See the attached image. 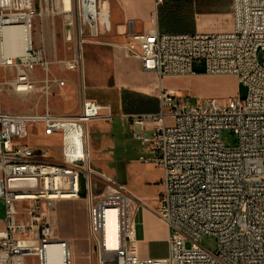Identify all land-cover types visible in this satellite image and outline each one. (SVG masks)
Instances as JSON below:
<instances>
[{"label":"built area","instance_id":"1","mask_svg":"<svg viewBox=\"0 0 264 264\" xmlns=\"http://www.w3.org/2000/svg\"><path fill=\"white\" fill-rule=\"evenodd\" d=\"M69 4L62 12H69L64 28L73 52L65 66L81 72L83 45L112 28L109 0ZM36 14L33 0H0V70L9 72L17 93L34 91V70L48 69L32 38ZM232 16L228 32L150 28L126 34L120 43L159 77L192 74L201 64L204 73L235 75L245 88L244 96L237 91L223 102L202 95L191 102L190 95L160 86L158 111L130 114L139 124L154 123L149 135L132 128L144 161L164 173L154 207L91 158L88 123L111 118L109 105L82 93L75 114L49 107L0 111V264H73V240L58 234L55 207L77 199L87 211L89 264H264V0H232ZM41 81L46 93L66 82L47 72ZM223 129L237 135L235 145L223 143ZM142 206L169 228L166 256L137 251ZM203 235L216 238L214 251L199 242Z\"/></svg>","mask_w":264,"mask_h":264},{"label":"rangeland","instance_id":"2","mask_svg":"<svg viewBox=\"0 0 264 264\" xmlns=\"http://www.w3.org/2000/svg\"><path fill=\"white\" fill-rule=\"evenodd\" d=\"M33 2L37 14L33 20L32 38L34 46L42 49L48 69L45 71L42 68H36L33 73L35 78H39L36 89L23 93L15 92L11 85L9 72L0 70V111L26 113L49 107L53 112L75 114L79 110V101L82 93H84L87 97L109 105L112 114L115 115L118 112L116 104L118 95L109 87L112 79L108 59L109 46L106 44L112 39L113 32L100 35L98 38L85 43L83 45L82 71L69 70L65 66V61L72 56V39L67 38L64 28L65 15H68L69 12H62L59 0H33ZM70 14L72 15L73 11ZM46 72L51 79H65V85L60 87L52 84L50 92H44L40 88L43 84L41 80L45 78ZM184 78L166 83L175 84L176 89L182 95H190L191 102L197 100L196 91L202 89V87H208L207 91L210 93L206 94L205 91L204 97H216L221 102L237 92L235 86L237 78L235 75H230L229 77L225 75L206 76L199 79L198 82H193V84L187 82L188 77ZM238 92L240 96H244V86L240 85ZM93 121L88 123V133L89 126L92 130L94 129ZM107 125L113 126L115 140L113 139V145L110 141V148L101 144L98 145L97 168L128 188L134 191L139 190L142 195L143 187L139 184L140 179L132 176L136 168L142 174L152 177H157L161 174V168L155 164L143 161L147 154L143 153L141 142L133 137L132 129L128 127L127 123L124 124L123 122L121 124L118 117L109 121L98 120V128ZM135 131L139 132L138 126H135ZM221 139L225 145L233 146L237 142V135L230 129H223ZM31 140L34 141V138H31ZM101 185L103 184L100 183ZM81 202L83 203V201ZM2 206L0 201V215ZM63 211L61 212L64 214H62L63 216H65V213L71 216V220L65 219V221L69 222L65 225L70 226L72 221L80 224V231L77 233L78 237L74 238L73 241V264H89L85 239L87 235V211L84 218L86 229L84 228L83 209L81 206H77L74 203V205L66 207ZM61 219L59 218L62 225ZM199 242L211 251H214L217 246L216 238L212 235H203Z\"/></svg>","mask_w":264,"mask_h":264},{"label":"crops","instance_id":"3","mask_svg":"<svg viewBox=\"0 0 264 264\" xmlns=\"http://www.w3.org/2000/svg\"><path fill=\"white\" fill-rule=\"evenodd\" d=\"M110 18L113 32L112 39L106 42L108 48V59L111 68L112 83L110 88L118 95V112L109 121L118 117L121 124H128L129 128L138 126L139 132L145 135L150 134L154 125L152 121H145L142 124L132 121L130 114L141 112H155L160 108L158 99L159 87L176 89L175 84L166 83L172 80L185 79L193 84L199 79L214 74L204 73L202 65H196L195 73L188 75H165L159 77L155 71H147L142 68L139 58L129 54L120 45L126 40V34L132 32H143L150 28H156L160 32L170 33H219L228 32L233 27L232 0H109ZM109 33V32H108ZM229 77L232 74H215ZM183 76V77H182ZM238 91L240 85L235 84ZM208 88V87H207ZM207 88L197 90V95L210 94ZM177 90V89H176ZM209 90V89H208ZM98 120L92 122L94 129L89 126L88 148L91 158L98 167V145L110 148L115 131L112 125L98 128ZM91 125V124H90ZM94 134L93 136H91ZM111 141V143H110ZM144 153V152H143ZM146 157V156H145ZM144 157V158H145ZM143 158V161H144ZM145 162V161H144ZM133 177L139 178V184L143 187V194L126 188L135 196L139 197L148 207H154L163 190V170L157 177L142 174L138 168ZM140 192V193H139ZM83 200H59L56 203L55 212L59 220L58 234L62 237L77 238L80 231L79 222L72 221L69 226L65 225L71 220V216L64 214L66 207L77 204L83 209V223L86 229V208ZM63 214V215H62ZM136 237L137 251L143 257H163L168 253L167 224L156 216L149 208L140 207L136 212ZM83 225V224H82ZM3 226V213L0 215V228ZM74 244V243H73Z\"/></svg>","mask_w":264,"mask_h":264},{"label":"bare ground","instance_id":"4","mask_svg":"<svg viewBox=\"0 0 264 264\" xmlns=\"http://www.w3.org/2000/svg\"><path fill=\"white\" fill-rule=\"evenodd\" d=\"M57 2V1H56ZM59 2H60V5H61V7H62V10H64V11H69V9H71V6H70V4H69V0H59ZM63 4V5H62ZM57 5V4H56ZM17 35L18 34H15V33H13L12 35H11V38H10V40H12L13 41V39L15 40V41H13L12 43H16L17 42V40H16V38H17Z\"/></svg>","mask_w":264,"mask_h":264},{"label":"trees","instance_id":"5","mask_svg":"<svg viewBox=\"0 0 264 264\" xmlns=\"http://www.w3.org/2000/svg\"><path fill=\"white\" fill-rule=\"evenodd\" d=\"M240 88V87H239Z\"/></svg>","mask_w":264,"mask_h":264}]
</instances>
